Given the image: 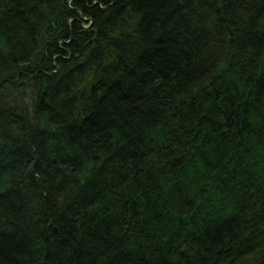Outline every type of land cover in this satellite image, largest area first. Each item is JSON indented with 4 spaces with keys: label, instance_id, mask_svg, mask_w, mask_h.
I'll return each instance as SVG.
<instances>
[{
    "label": "trees",
    "instance_id": "1",
    "mask_svg": "<svg viewBox=\"0 0 264 264\" xmlns=\"http://www.w3.org/2000/svg\"><path fill=\"white\" fill-rule=\"evenodd\" d=\"M0 264H264V0H0Z\"/></svg>",
    "mask_w": 264,
    "mask_h": 264
}]
</instances>
